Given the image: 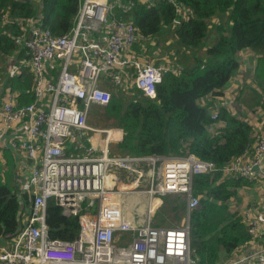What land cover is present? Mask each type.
I'll use <instances>...</instances> for the list:
<instances>
[{
    "label": "built area",
    "instance_id": "2783aa9c",
    "mask_svg": "<svg viewBox=\"0 0 264 264\" xmlns=\"http://www.w3.org/2000/svg\"><path fill=\"white\" fill-rule=\"evenodd\" d=\"M159 1L185 16L176 0H78L73 24L62 35L35 19H14L22 31L14 43L30 57H9L7 78L27 66L32 101L19 104L12 94L1 96L0 150L18 158L17 187L30 202L23 227L0 243V264H198L189 241V214L198 205L192 183L197 175L217 171L214 164L192 155L112 154L108 144L119 142L122 130L87 124L91 106L108 104L107 84L135 87L154 100L162 77L179 74L178 66L149 57L152 38L141 35L131 18L135 3L151 7ZM261 129L254 128L244 154L222 169L230 178L251 181L250 193L257 192L242 210L250 240L228 264H264ZM166 194L185 197L186 217L175 228L153 225ZM51 198L63 216L77 217L75 240L49 239L45 208Z\"/></svg>",
    "mask_w": 264,
    "mask_h": 264
},
{
    "label": "trees",
    "instance_id": "16d2710c",
    "mask_svg": "<svg viewBox=\"0 0 264 264\" xmlns=\"http://www.w3.org/2000/svg\"><path fill=\"white\" fill-rule=\"evenodd\" d=\"M176 3L186 11L184 17L173 4L159 1L151 7L135 3L131 18L141 35L153 39L156 49L162 45L164 50L167 40L172 39L174 55L181 64L179 74L167 73L162 77L155 86L154 100L135 87L124 89L107 84L108 104L91 106L87 122L122 130V139L109 145L112 154L192 155L214 164L217 171L213 174L193 179V195L198 197V205L189 214L190 247L198 264H228L237 249L250 240L241 217L230 212L231 203L238 189L252 187L253 183L227 177L222 169L244 154L252 141L254 127L216 100L222 99L223 91L238 72V54L248 50L253 54V83L240 90L238 101L248 109L264 108L261 102L264 0H176ZM77 8L78 0H0L2 96L12 94L19 104L32 101L30 69L24 66L22 74L12 78H7L5 69L11 56L17 61H28L30 57L26 49L19 50L14 43V37L22 34L14 19H35L54 34L62 35L71 28ZM176 19L179 23L174 25ZM183 48L193 52L190 61L179 52ZM249 94L257 97L254 103L247 102ZM0 157L2 243L23 227L30 201L14 185L16 166L10 152L0 153ZM161 209L179 223L186 202L166 194L162 196ZM45 224L49 239L73 241L79 233L77 217L63 216L54 198L46 203ZM160 224L161 221L153 222L154 226Z\"/></svg>",
    "mask_w": 264,
    "mask_h": 264
},
{
    "label": "rangeland",
    "instance_id": "374dc122",
    "mask_svg": "<svg viewBox=\"0 0 264 264\" xmlns=\"http://www.w3.org/2000/svg\"><path fill=\"white\" fill-rule=\"evenodd\" d=\"M217 21H218L217 19H213V22H217ZM171 41H172V39H168L164 45V50H161L162 45H160L156 49L154 47L155 46L154 41L152 39H150L151 43L148 44L149 53H147V54L149 55V57L154 62H156V61H158V62H169L175 66H178V64H179V66L181 67V64L177 62L176 56L174 55V49L173 48H175V46L171 43ZM207 43H210V39L207 40ZM168 46H171V47L167 50ZM179 52H181V54L184 57L187 56L188 57L187 60H189V57L191 55H193L192 51L186 50L185 48L180 49ZM252 55H253L252 52H250L248 50L241 51L238 54L239 69H238L237 74L232 78V80L229 84V90L227 91V97L229 98V100L225 99L224 101L221 102V100L217 99L216 102L219 104L225 105L227 108L235 111L237 116H239V117L247 120L248 122H250L254 128L262 126L261 130H263L264 129V108L253 106V109L252 108L248 109L238 101L240 90L242 88L244 89L245 87H248L249 85H251L253 83V81H252L253 74H252V72H250V71H252V68H253L252 62H250V57ZM8 65H9V62L7 61L5 64V69L8 68ZM1 66H2V64L0 65V67ZM2 75H3L2 70L0 69V77ZM32 83H33V80H32ZM246 98H247V102L250 104L254 103L257 99V97L255 95H252V94H249ZM262 101L264 102V96H263V99L261 100V102ZM87 124L89 126L99 127L100 129L106 128V127H104V125L98 126V125L91 124L89 122H87ZM114 143H117V142L109 143L108 149H109V145L114 144ZM3 152H5V151L0 150V153H3ZM6 152H8V151H6ZM11 156L13 159L12 154H11ZM1 162H4L3 159H1ZM14 175L16 176L15 181H17V177L20 178V172H19V169L17 167L14 169ZM226 176L230 177L229 175H226ZM14 185L16 186V188H18L17 182H15ZM250 190H252L251 187H249V188L243 187V188L238 189L237 196H236L237 198L235 197V199H233V201L231 203L230 212L236 213L239 217H241V222L243 225H244V223L242 221V216H243L242 210L246 207H248V209H249V207L251 206V197L255 198L257 196V192H255L253 190L254 193L251 194ZM177 197H180V196H177ZM180 198L182 200H185V197H183V196ZM146 200L147 199H145L143 201H146ZM161 204H162V201L160 202V205L154 211L153 219H152L154 224L161 221V224L159 225V227H164V228L178 227L181 224L182 220L186 217V210H185L184 214L182 215V217L178 223V221H174L173 215L165 214V212L161 209ZM143 208H144V206H142V205H139L136 207V209H138V210H142ZM244 227H245V225H244ZM189 241H190V235H189ZM242 247H239L237 249L236 255L233 257V260H237L240 257L241 253L244 252V248H242ZM192 252L194 253V250H192Z\"/></svg>",
    "mask_w": 264,
    "mask_h": 264
},
{
    "label": "crops",
    "instance_id": "0c3cea01",
    "mask_svg": "<svg viewBox=\"0 0 264 264\" xmlns=\"http://www.w3.org/2000/svg\"><path fill=\"white\" fill-rule=\"evenodd\" d=\"M251 60H253V57L251 56L250 57V62H251ZM253 66V65H252ZM242 70V69H241ZM240 70V71H241ZM250 71V70H249ZM251 72V71H250ZM229 90V85H228V87L227 88H225V90L223 91V96L221 97L222 99H221V102L222 101H224L225 99H228L229 100V98L227 97V91ZM3 90H2V84H0V98H1V96H2V94H1V92H2ZM13 161H14V163H15V166L17 167V162H18V158L17 159H13Z\"/></svg>",
    "mask_w": 264,
    "mask_h": 264
},
{
    "label": "water",
    "instance_id": "95a60500",
    "mask_svg": "<svg viewBox=\"0 0 264 264\" xmlns=\"http://www.w3.org/2000/svg\"><path fill=\"white\" fill-rule=\"evenodd\" d=\"M254 169H256V168L254 167ZM18 199H19V197H18Z\"/></svg>",
    "mask_w": 264,
    "mask_h": 264
},
{
    "label": "bare ground",
    "instance_id": "6f19581e",
    "mask_svg": "<svg viewBox=\"0 0 264 264\" xmlns=\"http://www.w3.org/2000/svg\"><path fill=\"white\" fill-rule=\"evenodd\" d=\"M143 200H145V199H143ZM147 201V200H146Z\"/></svg>",
    "mask_w": 264,
    "mask_h": 264
}]
</instances>
